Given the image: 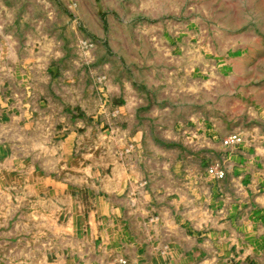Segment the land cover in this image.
Instances as JSON below:
<instances>
[{
	"label": "rangeland",
	"instance_id": "obj_1",
	"mask_svg": "<svg viewBox=\"0 0 264 264\" xmlns=\"http://www.w3.org/2000/svg\"><path fill=\"white\" fill-rule=\"evenodd\" d=\"M0 264H264V0H0Z\"/></svg>",
	"mask_w": 264,
	"mask_h": 264
},
{
	"label": "built area",
	"instance_id": "obj_2",
	"mask_svg": "<svg viewBox=\"0 0 264 264\" xmlns=\"http://www.w3.org/2000/svg\"><path fill=\"white\" fill-rule=\"evenodd\" d=\"M242 142V138L239 135H233L230 136L225 140V145H236ZM210 174H212L214 177L218 179H222L225 176L224 170L218 168V167H213L210 169Z\"/></svg>",
	"mask_w": 264,
	"mask_h": 264
}]
</instances>
